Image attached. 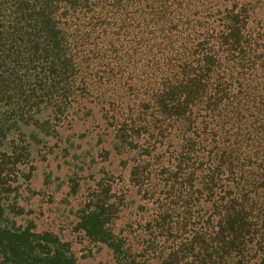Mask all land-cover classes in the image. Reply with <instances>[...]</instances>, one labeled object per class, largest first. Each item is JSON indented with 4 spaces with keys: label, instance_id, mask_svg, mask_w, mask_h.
<instances>
[{
    "label": "trees",
    "instance_id": "1",
    "mask_svg": "<svg viewBox=\"0 0 264 264\" xmlns=\"http://www.w3.org/2000/svg\"><path fill=\"white\" fill-rule=\"evenodd\" d=\"M216 3L0 0V264H76L68 243L8 227L5 211L29 179L27 139L57 135L81 100L155 205L139 258L112 235L119 210L98 189L76 224L84 236L117 264L264 259V5Z\"/></svg>",
    "mask_w": 264,
    "mask_h": 264
},
{
    "label": "rangeland",
    "instance_id": "2",
    "mask_svg": "<svg viewBox=\"0 0 264 264\" xmlns=\"http://www.w3.org/2000/svg\"><path fill=\"white\" fill-rule=\"evenodd\" d=\"M216 1L219 4L214 9L232 1L252 4L258 1L264 5V0ZM258 11L257 17L251 18L254 23L263 18L261 10ZM197 17L207 22L206 13L200 12ZM101 117L96 105L81 100L73 105L67 119L56 126L57 135L37 132L34 138L27 139L29 158L19 168L29 179L15 201L16 213L5 211L8 227L24 228L32 224L35 233H51L68 243L76 264H117L109 248L90 241L76 228L82 208L97 189L102 200L115 203L119 210L112 235L126 238L137 255L140 251L137 244L143 238L138 235L151 221L155 206L154 199L142 198L129 182L130 155H118L112 149V137ZM12 198L13 195L7 205ZM253 263L264 264V259L257 257Z\"/></svg>",
    "mask_w": 264,
    "mask_h": 264
}]
</instances>
